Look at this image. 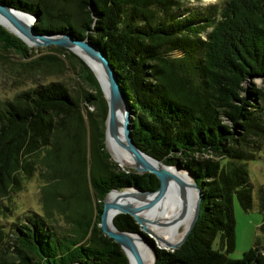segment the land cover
<instances>
[{
    "label": "trees",
    "instance_id": "obj_1",
    "mask_svg": "<svg viewBox=\"0 0 264 264\" xmlns=\"http://www.w3.org/2000/svg\"><path fill=\"white\" fill-rule=\"evenodd\" d=\"M74 1L79 16L53 23L43 0H0L30 14L39 35L95 44L128 102L136 147L196 182L200 214L180 246L159 248L143 233L154 248V264H264L258 242L238 259L228 256L235 248L234 199L244 212L252 209L248 162L264 148V91L252 83L264 81V0H223L190 17L178 12L175 0ZM0 45L24 60L21 70L31 78L75 63L89 89L78 99L63 83L49 82L0 100V218L11 210L4 200L37 173L46 219L25 218L7 235L1 227L0 264H129L121 246L98 226L103 198L126 188L152 192L159 180L119 170L111 160L104 146L107 103L78 57L52 46L48 50L65 60L30 59L34 50L1 27ZM65 196L83 198L88 206L78 209L93 212L91 218L83 212L68 218V208L60 206ZM53 210L70 224L67 232L48 222ZM113 223L141 232L129 215H117ZM217 234L220 248L213 246Z\"/></svg>",
    "mask_w": 264,
    "mask_h": 264
},
{
    "label": "rangeland",
    "instance_id": "obj_2",
    "mask_svg": "<svg viewBox=\"0 0 264 264\" xmlns=\"http://www.w3.org/2000/svg\"><path fill=\"white\" fill-rule=\"evenodd\" d=\"M38 1V0H32ZM48 8L50 13H52L53 23L60 22L61 19L69 18L67 15L75 18L79 16V10L77 4L74 0H43ZM180 12L183 16L190 17L193 14H201L211 5H220L223 0H175ZM182 16V17H183ZM25 18V19H24ZM71 18V19H72ZM24 20H28L29 24L33 23L35 25L36 21L29 17H24ZM7 22V21H6ZM203 21L195 22V24L202 23ZM1 27V26H0ZM6 32L10 33L8 29H4ZM208 29L207 31H209ZM11 31V30H10ZM11 35H14L10 33ZM15 36V35H14ZM16 37V36H15ZM18 38V37H17ZM23 42V41H22ZM29 47V46H28ZM49 47H30L34 50V54L30 59H35L44 55H56L62 61L65 60L64 56L58 55L57 52L48 50ZM181 52H175L173 56H181ZM77 57V56H76ZM21 63H24L19 56L10 50L4 49L0 45V100H9L12 99L16 94L27 90L35 84H46L49 82H60L63 83L71 92L74 97L78 99L82 95L89 91L85 83L80 81L78 69L75 63L69 65L64 63L63 68L55 75L44 76L41 78L33 76L28 77L21 70ZM256 86L262 88L264 91V81L256 78L252 81ZM264 106V101H263ZM94 111V109H93ZM104 146L105 150L110 155L111 160L116 163L112 158L107 143L104 136ZM119 170L125 171H134L138 175L143 174L135 171L132 167H123L120 166ZM248 172L249 179L252 186V209L248 212H244L240 207L237 199H234L233 210H234V219H235V248L232 252L228 253V256L233 259H238L242 256L243 252L250 249L258 242L260 246L264 247V209L260 205V190L264 189V148L258 153V156L255 160L248 162ZM42 183L38 177V174H34L25 184L22 190L11 192L10 201L4 200V205H7L11 210L6 211L4 216L0 218V228L4 229V233L11 234L14 231L13 223H21L23 219L30 216H38L42 219H45V211L43 210L41 203V192L40 187ZM135 189V188H131ZM138 191L139 189H135ZM140 191V190H139ZM138 191V192H139ZM112 192V191H110ZM264 196V191L262 192ZM68 197V196H67ZM65 196V201H62L61 207L65 209L68 208L66 216L68 218L73 217L77 212H83V216L86 217V220L91 218L93 212L88 210H83V208L78 209L80 206H88L83 198L74 197L67 198ZM90 198L92 200L93 206L96 205V198L93 196L90 191ZM61 200V199H58ZM79 206V207H78ZM57 211L53 210L51 214L53 217L51 220H48L49 223H52L54 229L59 232H67L70 228V224L66 223L64 218L58 215ZM64 216V215H63ZM158 227V226H157ZM156 227V228H157ZM150 237L155 245L160 246L156 242L155 237L151 233ZM149 237V236H148ZM170 242V241H169ZM214 248H220V235L217 234L213 242ZM162 247V246H161ZM4 248L0 247V251ZM165 249V248H164ZM79 262H74L76 264Z\"/></svg>",
    "mask_w": 264,
    "mask_h": 264
},
{
    "label": "water",
    "instance_id": "obj_3",
    "mask_svg": "<svg viewBox=\"0 0 264 264\" xmlns=\"http://www.w3.org/2000/svg\"><path fill=\"white\" fill-rule=\"evenodd\" d=\"M15 13H21L22 15H25L29 18L34 19L28 13L17 11L13 8L8 7L6 4H3L0 2V15L7 21V23H9L11 28L14 30V32L10 30L8 31L14 34L16 37H18L27 46L29 47H48V46L62 47L70 51L71 53H73L75 56H77L90 69L107 103V116L105 120V132H104L105 141H106V134L108 133L112 138H114V140L123 149H125L127 153L134 155L136 162L132 168L135 171L139 173L152 174L159 180L160 186L155 191L147 192V191L138 190L142 194L147 193V194L153 195V194L161 193L162 199L159 201V203H157L155 208H158L160 204L170 199V197H173L178 202H180L181 206L183 207V212H184L187 209L188 204H189L187 188L190 187V189H194L196 191V202H195L193 220H192V223L190 224L188 231L183 237V239L176 244H168L167 246H162V247L160 245L158 247L165 248V249H174L180 246L186 239L188 233L190 232L194 224L196 223L198 216L200 214L201 192L199 188L197 187L194 179L190 176L188 172L182 170L181 168L176 167V166L175 167L167 166L151 158L150 156L146 155L145 153H143L136 147V145L134 144L132 140V136H131L133 125H132V117L130 114L128 102L126 101L122 93L121 87L119 83L117 82L116 76L113 72V69L108 59L99 50V48L95 44L87 41L86 39L76 40L68 35H62V34L39 35L34 31L33 23L30 25L25 24L24 22L16 18ZM0 26L3 27L1 24ZM74 50H77L79 53L83 54L86 58L81 57ZM85 59L98 62L100 66L102 67L103 72H104V77L106 78V82H107V93L106 94H104V91L101 87V84L96 74L94 73L92 68L89 66V64L85 61ZM118 111H120V113L123 114V117H124V122H123L124 141L123 142L119 141L117 137V131H116V119H117ZM147 160L152 161V162H158L162 165V167H155L153 165H150L148 164ZM118 168H120V165H118ZM177 171L186 172L191 177V183L186 184L177 175ZM107 195L104 196L103 201H102L103 207H102V212L100 214V223H98V226L100 227L102 232L108 237L112 238L115 242H117L121 246V248L124 250L125 254L128 257L129 264H130L131 259L134 261L135 264H144L141 254L138 251L137 246L134 244V239H133L135 237H140L142 241L151 248L152 253H153V264H154L156 260V254H155L154 248L152 244H150L147 241L146 237L143 234V233L145 234L150 233L149 230L147 229L146 223L141 221L140 215L136 213L134 209L130 207L129 205L117 204V203L114 205H110L109 203H107L106 201ZM110 208L115 209L118 215L125 214V215H129L130 217H132L136 221V223L139 225V230L141 232L119 230L113 222L111 223L112 224V227H111L108 224V219H107V211ZM147 235L149 237H152L149 234ZM79 264H82V263H79Z\"/></svg>",
    "mask_w": 264,
    "mask_h": 264
},
{
    "label": "bare ground",
    "instance_id": "obj_4",
    "mask_svg": "<svg viewBox=\"0 0 264 264\" xmlns=\"http://www.w3.org/2000/svg\"><path fill=\"white\" fill-rule=\"evenodd\" d=\"M16 18L21 20L27 25H30L28 20H24L25 15L21 13H15ZM33 21V19H32ZM0 24L8 30L14 32L9 23L0 15ZM81 57L86 58L83 54L74 50ZM85 61L92 68L96 74L104 94L107 93V82L104 77L102 67L98 62H94L89 59ZM124 117L123 114L118 111L116 119V131L119 141H124V128H123ZM106 143L108 150L114 159L120 166L133 167L136 159L134 155H131L125 151L108 133L106 134ZM148 161V164L155 167H162L158 162ZM175 171V170H174ZM177 175L186 183H191V177L184 171H177ZM189 204L187 209L183 212V207L173 197H170L167 201L160 204L158 208H155L157 203L162 199L161 193L158 194H147L140 193L135 189L126 188L122 191H112L107 197L106 201L110 205L114 204H126L134 209L141 217V221L146 223L147 229L155 237L156 242L161 246H167L168 244H176L180 242L188 231L190 224L193 220L195 202H196V191L194 189L187 188ZM176 200V201H175ZM118 215L115 209L110 208L107 211L108 224L112 227L114 218ZM158 226V227H157ZM157 227V228H156ZM134 244L137 246L138 251L141 254L144 264H153V253L151 248L145 244L140 237H135ZM170 241V242H169ZM79 264V263H76ZM130 264H135L131 259Z\"/></svg>",
    "mask_w": 264,
    "mask_h": 264
},
{
    "label": "built area",
    "instance_id": "obj_5",
    "mask_svg": "<svg viewBox=\"0 0 264 264\" xmlns=\"http://www.w3.org/2000/svg\"><path fill=\"white\" fill-rule=\"evenodd\" d=\"M93 109H94V108H93L92 106H87V110H88V111L92 112Z\"/></svg>",
    "mask_w": 264,
    "mask_h": 264
}]
</instances>
